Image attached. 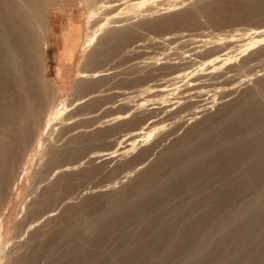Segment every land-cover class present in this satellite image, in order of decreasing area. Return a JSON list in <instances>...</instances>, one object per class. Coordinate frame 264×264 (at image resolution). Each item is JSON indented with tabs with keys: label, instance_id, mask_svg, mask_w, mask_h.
Segmentation results:
<instances>
[{
	"label": "rangeland",
	"instance_id": "1",
	"mask_svg": "<svg viewBox=\"0 0 264 264\" xmlns=\"http://www.w3.org/2000/svg\"><path fill=\"white\" fill-rule=\"evenodd\" d=\"M98 1L0 0V112H2L0 113L2 120H0V127L2 128L0 133L6 136H13V133L14 135L18 134L12 130L15 121L13 119L18 118H13L12 114L10 116L9 111L14 109V100L22 97L21 100H18L24 104L23 106L26 104L27 106L20 107V109L30 125L25 124L30 129L26 133L29 132V135L35 137H32L33 139L30 137L31 140H27V143L33 140L27 155L24 152L27 147H20L22 156L18 155L17 161L23 158L22 168L18 173L16 186L13 192L9 194L7 206L0 214V219H4L3 239L0 243V264H7V253L9 254V252L6 247L10 236L16 234L17 231L20 232V235L24 233V228L21 230V224L18 227L20 230L17 228L13 231L14 223L19 222L24 217L26 220L32 218L31 216L34 218L32 213L38 214L35 211L39 212L43 207L46 211L54 208L63 198L65 201L71 200L77 205L64 210L55 224L51 223L49 227L47 226L48 230L53 228V231L50 229L51 232L48 231V234L38 237L36 239L38 242L35 241L36 244L34 243L35 248H32L34 250L30 251L31 254L28 253L25 256L26 259L22 258L23 261H17L16 264H264L263 89H260L262 95L257 94L261 98L256 96L255 99H257H253L255 101L251 100L252 104L251 102L246 103L245 107L243 106L238 110L239 112L237 111L239 115L234 112L231 117L232 121L229 120L230 122L228 121L220 128L218 131L220 133L216 135L218 137L220 135L221 139L224 137L223 146L221 145L220 148L214 149L210 146L209 141L212 137L208 138L206 143L202 140L194 142L197 149L193 148L196 147L193 146V143V147L190 146L192 148L182 147L183 143L189 144L188 139L176 142L179 145L164 143V145L167 144V148L169 147L160 154L164 157L159 155L158 159H155L146 172L148 175L145 173L138 176L139 179L135 180L136 182L133 184L135 186L131 191L121 189L122 193L113 197L103 195L90 197L84 201L75 200V193H73L75 190L98 191L109 186H114L116 189L121 186L118 179L122 177V173H116V171L113 173L110 169L96 168L89 171L88 177H84L83 180L82 178L79 179V182L76 181L71 188V190L75 188L74 191H71L72 193H68L70 188L62 184L59 188L60 195L51 197L52 199L47 201L50 206L46 205L47 202L46 204L44 202L39 204V199L33 193L34 188L39 186L37 185L39 179L34 177L35 175L40 174L43 177L50 172V167L72 162L90 151L114 150L117 148L119 139L130 133L136 123L134 121L133 124L130 121V123L120 125L111 133V139L101 140V142L88 140L91 142L87 143L85 139H74L77 137L76 132L85 131L86 129L83 128L92 123L82 121L87 117L86 114L94 109L98 110L95 106L94 109H88L84 98L82 99L84 102L78 101L74 108L62 115L61 119L56 115L57 111L70 105L76 98L89 93L88 88L87 91L85 88L82 89L83 93L80 91L76 93L79 96L73 91L74 86L81 81V79H77L81 72L116 68V72L118 70V72L127 73L131 64L137 61L139 63L144 58L147 61L151 56L160 59L159 56L163 55L164 50H166L165 55L176 58L181 52V57H183L195 46L189 45L190 47L193 46L189 48L184 41L186 46L181 43L182 41H177L176 44L167 43V46L151 45L154 39H156L154 41H159V39L169 38V36H180V34L186 36L187 34V38L194 41L198 39L196 41L213 42V40L223 38H231L232 40L242 38L248 42L251 33L264 30V0H193L195 2L185 0L186 6L184 4L180 7L181 10L180 8L175 10L184 11V15L181 14L179 21L174 23L176 25L173 24L166 29L140 30V34L138 33L133 38L128 34L127 38H132L134 41L129 40L127 48L123 50L120 46L118 48L112 44L107 46L103 44V40L101 41L111 29L107 28L111 26L107 23L108 26L105 24L106 28L97 33L96 41L85 52L83 45L86 38L91 31H94L93 29L97 30L99 27L95 26V21L90 22L89 20L88 22V13L92 12ZM141 1L145 0L139 2ZM175 1L181 2L183 0ZM164 2H155L156 4L153 5H163L161 3ZM117 4H120L119 8L113 15L121 12L116 17L123 21L121 29L127 31L130 23L133 20L137 21L139 18L137 16L152 6L145 5L135 11H129L128 6L133 4V0H119ZM121 8L123 12H126L123 13ZM165 8L168 7L165 6ZM132 18L134 19L131 20ZM69 21L78 24L82 31V38L77 52L75 72L70 75L65 84H60L54 81V67L46 65V60L53 65L61 58L62 52L54 51L47 54L46 58L45 46L50 39L48 38L49 26L54 24L68 25ZM100 23L98 25L104 24V21ZM135 41L140 43V47L143 45L141 49H145V51L140 49L139 52L145 53L144 55L141 53L136 55L132 61L129 51L137 44ZM52 45L54 48L61 46L57 42ZM129 45L133 47L131 46V48ZM92 51L95 53L96 59L94 60L89 59L92 56ZM240 51L243 49L238 50V53ZM149 52L150 54H147ZM94 53L92 54L94 55ZM144 60L142 62H146ZM253 64L257 65V69L253 72L259 70L258 67L262 68L264 55L250 65ZM196 68L198 65L191 68L189 72L202 67ZM250 71L244 69L237 72L234 76L236 77L235 80L237 82L242 81L245 76L249 79L252 78ZM122 76L125 75L120 77ZM15 77L21 79L20 84L22 86L19 85V89L22 88L23 90L20 89L21 92H19L18 89L19 96L15 95L17 92L13 89L14 80L12 79ZM119 79L115 75L114 77L110 75V78L102 86L95 87V90L98 91L96 94H100L103 98L98 102L100 106L107 104L106 106L111 107V109L109 108L104 113L101 112L102 114L96 112L91 115L99 113V117L104 119L107 116L113 118L122 112L121 107L113 108L110 106L112 102L117 100L115 94L123 87ZM85 83L89 84L84 81ZM23 91L26 95L23 94ZM23 99L26 100V103ZM126 104L131 106L136 103L130 100ZM235 114L238 116L234 117ZM65 118H69V120L65 122ZM98 118H96V122ZM157 119H154V126H156H153L152 133L149 135V145L166 133L161 128L163 123ZM69 123L72 124L68 125ZM21 124L24 125V121ZM21 124L19 125L21 126ZM8 127H12V129ZM13 139L11 140L13 141ZM197 142L201 143L202 146L201 144L197 145ZM169 145H173V149ZM180 145L181 150L178 148ZM203 146H207L210 150ZM121 147L124 146L121 145ZM49 149L53 152L51 151V155L49 154L51 158L48 156L47 158L53 159V161L48 166L45 165L47 159L44 160L43 152ZM66 150H69L68 152L71 150L75 155H61ZM197 150H200L203 155L198 154L199 151L195 152ZM167 151L169 154L172 153L171 151L173 153L168 155ZM75 156L78 158H73ZM191 159L193 163L188 161ZM125 163L126 161L120 166L125 165ZM44 166H46L45 170L40 172ZM124 172L127 173L128 171ZM34 178L38 180V182L35 180L36 184ZM71 195L72 198L74 196L73 199ZM33 199H36V202ZM52 200L53 202H51ZM30 201L31 203L34 201V204L36 203L34 208L38 206L40 210L33 209ZM28 212L31 213V216Z\"/></svg>",
	"mask_w": 264,
	"mask_h": 264
},
{
	"label": "bare ground",
	"instance_id": "2",
	"mask_svg": "<svg viewBox=\"0 0 264 264\" xmlns=\"http://www.w3.org/2000/svg\"><path fill=\"white\" fill-rule=\"evenodd\" d=\"M118 1L117 0H99L96 7L92 10V12H90V14L88 13V17H89L88 22L89 20L90 22L95 21L94 23L97 24V25L95 24V26H99V27L97 30L93 29L94 31H91L89 33L90 35H88L83 45V51L87 52L86 50H89L91 48V46L96 41V38L98 35L97 33H99V31L100 32L103 31V29H105L106 26L108 25H111V26L107 28H111V29L109 33L106 34L107 36L105 38H102L101 41L103 40V44L107 46L109 44L115 45V48H118L120 46V48H122L123 50L127 48V43L129 44L128 41L131 40L134 36H136L140 30H144V29L145 30L146 29L156 30V28L166 29V27L170 28V26H172L176 21H179L178 19H180L181 14H183L184 12V11H175V10H178L180 7H182L187 0L186 1L183 0L181 2L180 1L178 2L175 0L173 1L172 0H162L165 2L161 3L163 5H159V6H154L153 4H156L157 2L158 3L162 2L160 0L159 1L145 0L141 2H139L140 0H133V4L128 6L129 11H135L137 10V8H140V7L142 8L145 5H149V6L152 5V6L144 11L145 14L144 12L141 15L139 14L140 16H137V18L139 17L137 21L133 20L134 18L131 19L133 21L130 23L128 31L126 29L125 30L121 29V27L123 26L122 25L123 21L122 20L120 21L117 19L118 17L117 15L120 11L117 12V15H113V13L117 10V8H119L118 6L120 4L119 5L117 4ZM134 1H136V3H134ZM163 6L164 7L166 6L168 8L164 9ZM160 7H163V8H160ZM181 9L182 8H180V10ZM121 11L123 12L122 8H121ZM101 21H104V24L98 25V24H101L100 23ZM128 34H130L132 38H127ZM124 36L126 38H123ZM228 39H231V38H228ZM228 39L227 38H223L220 40L216 39L215 41L212 39L213 42L212 41L207 42V41H202V40L196 41L198 39L194 41V40H191L190 38H187V34L186 36L183 34L182 35L180 34V36L179 35L172 36V37L169 36V38L167 37L164 39H159V41L158 40L154 41L156 40L154 39L151 45H156V46L162 45L163 46V45H166L167 43H175L177 41H180V42L182 41L181 43L185 42L188 46L189 45H195V46L194 47L191 46L193 48L189 46V48L191 49L190 51L187 52V54L186 53L184 54L185 56L183 55V57H181L182 56V52H181V54H179V57L173 58L172 56L173 59L171 58V56L164 54L166 50H164L163 55L161 53L162 56L161 57L159 56L160 59H155L152 56L151 58L148 55L149 58L147 57L148 58L147 61L144 60L145 58L144 59L141 58L142 60L146 62H142V60H140L141 62L138 63V61L136 60L137 61L136 63H133V64L130 63L131 65L130 67L128 66L129 70L127 73H123L122 71L118 72V70L116 72L115 70L116 68L115 69L110 68V69H105V70H100V71L94 70L90 72H81L79 77H77V79L79 78L81 79V81H79V83L76 86H74L73 91L76 94L79 91L82 92L81 90L84 88H85V91H87V88H88L89 93L88 94L85 93V96L76 98L75 101H73L70 105H68L62 110L57 111L56 115H58V118L61 119L62 115L65 114V112L70 111V109L76 106L78 101L84 98H85L84 101L87 102V105L86 104L85 105L87 106L88 109L89 108L94 109L95 107H97L98 110L92 109L93 111H90L86 114L87 117L83 119L82 121H84V123L85 122H92V123L91 125H88L87 127L83 128L84 130L86 129L85 131H81V132L75 131L76 133L75 132L74 133L77 134V137L74 135V137H76L74 139L76 140L78 138L82 140L85 139L87 143L91 142L88 140H94V141L101 142V140H107L110 137H112L111 133L114 131V129L118 128L120 125L130 123V121L132 123L135 121L136 123L134 125V129H131L130 133H127L126 135L122 136L119 139L120 141L117 144V148H114V150L112 149L111 150L110 149L101 150L100 149L98 151H90L88 152V154L86 155L84 154L83 156H80L79 159H76L72 162L69 161L66 164H62L63 163L62 162L61 163L62 165H56V166L50 167L49 168L50 172L48 173L46 172L47 174L44 172L46 175H44L43 177H41L40 174L39 175L37 174L38 176L35 175L34 177H37L39 179V183H37V185L39 186L36 189L33 187L34 192L33 191L32 192L35 194V196H37L36 198L39 199L38 201L39 204L40 202H44L46 204L48 200H51L57 195H60L59 188L60 186H62V184H65L64 185L65 187L70 188L68 193H70L71 191H74L75 188L72 190L71 188L75 185L76 181L78 180L79 182V179L81 178L83 180L84 177L89 175L88 174L89 171L95 170L96 168L110 169L113 171V173H115L114 171H116V173L118 172L122 173V177L120 176L121 178L118 179L120 180L119 184L121 186L119 185L120 186L119 189H116L114 186H109L105 188L104 190H98V191H86L85 192V190H87L85 189L83 192V191L75 190L73 192L75 193V198L73 196L75 200L84 201L90 197L103 196V195H106V196L108 195V196L113 197L119 193H122L120 191L121 189L122 190L128 189L129 191H131V189H133V187L135 186L133 184L136 182L135 180L138 178V176L144 175L147 172L149 166H151V164L155 161V159L169 148V147L167 148V144L164 145V143L174 144L183 139H188L190 141L188 142L189 144H187L186 141L188 140H186L185 142L187 145H185L184 143L183 145L182 144L181 145L182 147H190L192 146V143H193V146H196V144L194 145V142L198 140H202L203 142L206 143L207 142L206 140L212 137L210 139L211 141L208 140L212 148L217 149V148H220L221 145L223 146L224 137L221 139L220 135L219 137L216 136L218 133H220L218 132L220 128H222L225 123H228V121L231 120V117L234 114V112L237 113V111L241 109V107L243 106L245 107L246 103L248 104L249 102H251V100L255 101L257 98H261L259 97L260 95H262L261 94L262 92L260 93V89H263V92H264V65L262 68L258 67L259 70L255 72L253 71L257 69L256 67L257 65L256 66L254 64L250 65L256 60H258L259 57L264 55V30H258V31L251 33L250 37L248 38V42L247 40H244L242 38H238V39L236 38L237 40L235 39L228 40ZM205 40L207 39L205 38ZM138 41L139 40H137V42ZM139 44L137 43L135 47H133L132 45H129L130 47L131 46L133 47V48L131 47L132 49H130L129 51L132 61H134L133 57L135 58L136 55H139L141 53L139 52V50L142 48L143 45L140 47ZM207 45L209 46L207 47ZM240 49H243V51H240V53H238V50ZM141 50L145 51V49H141ZM187 50L189 49L187 48ZM146 51L148 52V50ZM235 52H237V54H235ZM92 53L94 52L92 51ZM92 53H91L92 55L91 58H89L90 60L96 59L95 53L94 55ZM144 53H141V55L142 54L144 55ZM147 54H150V52ZM128 58H129V55H128ZM89 59L87 60L89 61ZM197 65H198V68L199 67H202V68L201 69L199 68L200 70L196 68L198 70H192L189 72L191 68H193L194 66L197 67ZM98 69H100V67H98ZM244 69L248 71L251 70L250 72H252V74L250 73L251 74L250 76H252V78L249 79V77L247 78V76H245L244 80L242 79V81H240L238 79L239 81L237 82L235 80L236 77L234 76L236 75L237 72L239 71L241 72V70H244ZM110 75H113V77L114 75L115 77H119L120 78L119 80L121 81L123 85L120 91H118L115 94L117 97V100L112 102L110 106H113V108L121 107L122 112L118 113L119 115L114 116L113 118L112 117L108 118L107 116L106 118L103 119L99 117L100 114H102L101 112L104 113L106 110H109V108L111 109V107H107L106 106L107 104H103L100 106L98 102H100V100H102L103 98L100 96V94L97 95L98 91L95 90V87L98 86L99 88L100 86H102L106 82V80L110 78ZM121 75H125V76L120 77ZM12 80H14L13 89H15L14 91L17 92V94H15V92L14 94L17 96L19 85H21L20 84L21 79H18L15 77ZM84 81L88 82L89 84L88 85L87 83L84 84ZM20 89H19V92H21ZM258 93H260L259 96L257 95ZM23 94H25V92ZM256 96L257 98L255 99ZM21 98L18 97V99L20 100ZM18 99L14 100L13 111H9L10 116L12 114V116H14L13 118H18V119L12 118L13 120H15L12 126L13 129L12 127H10L12 130L15 131V133H18V134L14 135L13 133V136H6L0 133V214H2L5 207L7 206L9 194L13 192V189L16 186V181H17L16 179L18 177V173L22 168L23 158L22 160L17 161L18 155H21L22 153L20 152V149L24 146L25 148L27 147L26 151H24L25 155H27L30 152L31 144L33 142L32 140V142L27 143V140H29L30 137L35 138L34 136L29 135V132L26 133L27 131H30V129L27 128V126H30V125L28 124V120L24 118L25 116L21 112L20 107H26L27 104L26 106H23L24 104H21V101ZM130 100H133V102H135L136 104L134 105L132 104L131 106L126 104L127 101H130ZM25 101L26 100H24V102ZM24 102L22 101V103ZM103 107L105 108L103 109ZM96 112H99L100 114L98 113L99 115L98 114L91 115ZM235 116L236 114L234 115V117ZM69 118L67 119L65 118L64 121L65 122L68 121ZM96 118H98L97 122H96ZM94 119L96 123L94 122ZM102 119L103 121H101ZM154 119H157L161 123H163V127L161 128L162 130H164V132L166 131V133L159 139H156V140L153 139L154 141L149 145L148 144L150 142V141L148 142L150 138L149 135L152 133V128L156 126V125L154 126ZM8 121H11V120H8ZM23 121H24V125L21 124L23 123ZM19 124H21V126ZM65 124L66 123H64V125ZM70 124L72 123H69L68 125ZM1 129L2 128L0 127V131ZM11 139H13V141ZM109 143H110V140H109ZM198 144H201V143L197 142V145ZM121 145H123L124 147H121ZM181 145L180 147H178L180 148V150L182 148ZM169 146L172 147L173 149V145L172 146L169 145ZM207 146L206 147L203 146V147L205 149L206 148L208 149L209 146L208 147ZM193 148L197 149V146ZM204 148L202 149L204 150ZM180 150H177V151H180ZM208 150H210V148ZM51 151L49 149L43 152L44 160L47 159V163L45 165H48V166L53 161V159L51 160L50 159L51 157L49 156ZM68 151L66 150V152H62L61 155L63 156L67 154L72 155L76 152L75 149H74V153L71 150L70 152ZM198 151L200 152V150H197L195 152H198ZM169 152H168V155L173 153V151H171L172 153L170 154ZM198 154H201V152ZM201 155H203V153ZM47 156L50 158H47ZM76 157L77 156L73 158H76ZM125 161H126L125 165L120 166ZM188 161L192 162V159ZM188 164L190 165V163ZM45 168L46 166L41 168V170L39 168L37 169H39L41 172L43 169L45 170ZM124 171H128V172L126 173ZM123 173H126V174L123 175ZM146 174L148 175V173ZM37 178L36 179L34 178L33 180L34 181L36 180L38 182ZM36 181H35V184H36ZM140 181H141V178H140ZM72 195H71V198H72ZM49 197L50 199H48ZM55 200L57 201L56 198ZM34 201L36 202V199ZM34 201L33 203H31L30 201L31 205L33 206L31 207L33 209L38 210L39 209L38 206L37 208H34V206H36V203L34 204ZM51 202H53V200ZM28 203H26V205ZM46 205L50 206V203ZM76 205L77 204L75 202H72L71 200L65 201L63 198L62 200L58 202L57 206H54V208H51L50 210L47 209L48 211H46L45 208L43 207L45 211L42 210L43 208L41 209V211H39L40 213L35 211V213H38L39 215L38 214L35 215L34 213H32V215H34L35 217L38 215L37 218L35 217L33 218V216L30 215L31 213L29 212L33 210L31 209V211H29L28 213L33 219L30 218L31 220L30 219L26 220V217H24L20 219L19 222L17 223L15 222L14 227H12L13 231H15V229H17L19 225L21 224L20 225L22 226L21 230L24 228V233L23 235H20V232L17 231V233L15 232L16 234H13V235L11 234L12 236H10L9 243L7 244V247H6L7 251L9 252V254L7 253L8 261L6 263L16 264V262L22 260V258L26 259L25 256L28 255V253L31 254L30 251L34 250L32 248L36 244L35 243L36 239H38V237H40L41 235L43 236L44 234H48L47 232L50 229H52L53 231V228H50L49 230L47 229L49 225L51 223L55 224V221L57 219L59 220V216L64 210H66L67 208L76 206ZM28 210L30 209L28 208ZM19 216H21L20 213H19ZM22 217H23V213H22ZM3 222H4V219H0V243L2 242V239H3V231H4ZM18 230H20V228H18ZM36 242H38V240Z\"/></svg>",
	"mask_w": 264,
	"mask_h": 264
},
{
	"label": "crops",
	"instance_id": "3",
	"mask_svg": "<svg viewBox=\"0 0 264 264\" xmlns=\"http://www.w3.org/2000/svg\"><path fill=\"white\" fill-rule=\"evenodd\" d=\"M68 25H50L49 41L45 46V54L52 52H62L61 58L51 65L46 60V65L53 66L54 81L56 83L65 84L69 80L70 75L75 72L77 66V52L79 50L82 38L81 28L74 21H69ZM54 42L61 44L59 48H54ZM71 70V71H70Z\"/></svg>",
	"mask_w": 264,
	"mask_h": 264
}]
</instances>
